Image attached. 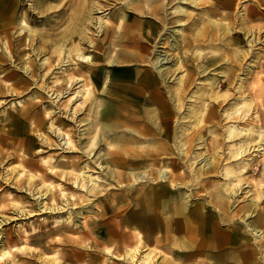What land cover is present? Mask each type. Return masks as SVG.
<instances>
[{
  "label": "bare ground",
  "instance_id": "obj_1",
  "mask_svg": "<svg viewBox=\"0 0 264 264\" xmlns=\"http://www.w3.org/2000/svg\"><path fill=\"white\" fill-rule=\"evenodd\" d=\"M48 1L50 0H34L33 4L27 7L26 0H0V44L4 39L3 52L5 58H8L7 66H4L5 75L8 79L11 77V82L7 85L0 80V93L3 90H7L9 94L30 91L39 95L37 102H40L39 92L42 89L47 92L54 109L46 110L44 116L51 118L47 123L48 129L57 140H52L42 131L43 119L38 120L36 127L41 131L40 139L49 148H66L67 152H79L72 144L70 132L57 124L60 119L58 115L53 118V114L56 108L59 111L66 109L68 117L71 114L70 119H74L72 114L76 110L73 106L75 100L78 97L86 99L90 92V84L86 83L85 77L74 75L82 72V66L78 65L77 61L91 62V56L85 52V45L101 49V44H97L98 40L93 38L95 34L89 31L90 26H93L98 36L99 32L104 31V67L108 66L105 62L107 49L111 45H119L124 51L118 52L116 59L109 62L112 66L126 68L128 75L123 77L118 73L104 76V112L101 110L99 116L104 121L102 120L98 130L99 134L104 135V152L96 159H91L95 138V135H92L76 159L66 158L52 164V158H43V162L49 165L48 170L40 174V182L35 183L32 189L28 187V182V186L23 184L24 190L34 198H40L42 212L58 214L69 212L76 202L77 196L67 190L66 183L74 190L83 191L78 200L87 197L98 199L103 195L104 203L101 202V205L87 202L82 204L83 208H79L82 213H86L90 211L87 204L96 206L99 208L97 214L104 215L115 225L112 231L105 227L104 235L108 234V240L112 241L119 236L118 228L122 226H131L134 231L131 235L135 236L138 242H143V238L165 239L172 230L179 234L182 229L186 233V251L189 253L195 245L199 246V243H194L192 235L195 229L198 232L204 230L200 218L206 216L203 211L199 212L198 207L188 205L187 199L184 201L185 179L189 178L192 186L200 176L206 175V179H209L211 173L215 175L226 164L220 172L226 179L227 192L222 189L217 191L221 204L216 209L223 213L221 221L232 220L225 225L232 230L233 236H225L223 232L220 236L218 229L214 227L215 224L212 226L208 223L216 230L211 232V240L228 243L230 246L228 255L215 253L217 262L214 264L251 263L249 252H256V246L264 243V167L259 177L253 180L257 191L250 193L253 197L239 205L240 213L236 216L252 233L253 244L242 243L240 237L235 234L241 224L236 222L232 218V212L225 208V204L229 202H225V196H236V193L242 190V184L250 182L244 175L250 171L249 164L251 165L250 161L254 155H258L257 162L264 165V130L257 123H253L254 118H250L249 110L253 99L244 93L248 68L244 66L243 61L247 57L257 55L253 47L260 38H249L255 33V29L252 26L246 28L245 24L264 17L260 14V9L264 8L260 7L261 3L253 0V4L246 6L241 12L236 7L237 0H190L192 10L181 6L186 0H61L59 4H48ZM185 4L190 5L188 2ZM105 5L113 8L109 15H95L96 12L101 13L107 9L104 8ZM195 9L200 12L194 13ZM126 12L128 14H124ZM30 23L42 24L43 27L32 28ZM170 26L180 27L171 33L167 31ZM16 31L17 35H14ZM177 33L181 34L180 39L177 38ZM15 40L17 43H14ZM29 47L32 52L26 51ZM128 47L133 49L129 50ZM205 48L208 50L204 51ZM176 52L179 54H175ZM42 53L46 54L45 61L38 64L34 56ZM172 53L173 56L169 57ZM15 55L20 62H24L23 74H17L15 66L10 64L15 62ZM172 59H175L173 63ZM3 60L4 57L0 55V66L4 65ZM186 62L191 64H186L187 67L184 68ZM56 68L59 70L57 72L68 75L67 87L61 84L58 77H55L51 84L40 85L36 77L41 74L52 75ZM176 71L182 73L177 76V86L173 91L166 81ZM195 74H201L200 76L208 80L207 84L201 86V91L190 88ZM218 74H221L220 78ZM78 81L80 83L74 87ZM235 83H238L237 86ZM222 86H225V91L220 93L216 89ZM231 89L234 94L237 93L238 101L233 107L226 109L223 118L227 123L226 128L219 131L217 124L222 119H219L218 109L228 96L233 95ZM186 97L192 98V101L187 111L181 115L179 110ZM31 106L35 107L36 104L23 106L14 116L2 115L4 125L8 126L15 120L28 118L32 111ZM182 118L187 120L180 121ZM260 119L262 121V117L258 118ZM207 126L209 129L206 130ZM209 133L210 137L213 136L209 137L207 142ZM178 134L177 142L175 139ZM173 145L177 146V151H174ZM27 146L26 149H29V145ZM202 147L206 148L205 151H195ZM251 147L257 151L256 154L249 152ZM211 149H215V156L206 151ZM200 158L204 161L202 166L192 167L191 174L183 171V168L182 171L175 172L186 161H191L192 166ZM81 162H84L83 165ZM94 163L99 168L104 167L106 171L104 189L101 188V176L92 168ZM56 165L62 166V169ZM50 175H58L64 183L47 181ZM33 176H27L26 180ZM43 185H46L45 191L41 189ZM112 188L118 192L112 191ZM55 191L64 198L62 204L58 205L55 201ZM45 198H51V206L42 200ZM17 202H14L16 207L19 205ZM18 212L21 215L26 210L18 208ZM115 217L119 218L114 220ZM249 217L253 218L247 220ZM72 219L73 216L68 214L56 218L55 223H69ZM173 223L177 225V229L172 228ZM95 224L100 228L97 222ZM104 225L109 224L104 222ZM97 226L93 230L98 231ZM60 229L55 228V231ZM250 245H254L255 251L249 250ZM126 252L134 264H150L154 261L155 264L157 257L164 253L162 250L141 253L135 246H129ZM116 253L121 256L118 251ZM1 256L8 257L11 262L16 261L14 254L8 249L0 251Z\"/></svg>",
  "mask_w": 264,
  "mask_h": 264
},
{
  "label": "rangeland",
  "instance_id": "obj_2",
  "mask_svg": "<svg viewBox=\"0 0 264 264\" xmlns=\"http://www.w3.org/2000/svg\"><path fill=\"white\" fill-rule=\"evenodd\" d=\"M33 1L34 0H26V6H31L33 4ZM122 1L123 0H119V2ZM237 1L238 5L236 7H238L241 12L244 11V8L246 6L253 4V0ZM258 1L261 3L260 7H264V5H262L264 4V0ZM60 2L61 0H50L47 3L59 4ZM185 2H188L189 4L192 3L190 2V0H186L184 1V3H181V6L186 8L187 10H192V4L187 5L185 4ZM172 3L170 5H172ZM109 7L111 6L105 5L104 8L107 9H104L101 13L96 12L95 15H109V13L113 10V8ZM260 10V14L264 16V8ZM197 11L200 12L196 9L193 12L195 13ZM124 14L128 13L126 12ZM111 20L115 21V19L112 18ZM30 26L32 28L43 27L42 24L36 23H30ZM246 26H252L255 29V33L250 35L249 38L259 37L260 39L257 40L256 44L253 47L254 51L257 52V55H252L243 60L244 66L248 68V73L245 79L246 89L244 93L248 94L247 97L253 99V105H251L249 110V113H251L250 118H254L253 123H257V125L261 126V129L264 130V17L253 20L251 22H247L245 24V27ZM62 27L63 25L60 27V29ZM179 27L180 26H170L167 31L173 33V30L178 29ZM18 31H16L14 35H17ZM89 31L95 34L93 35V38H96L98 40L97 44H101V49L89 46V44L88 46L85 45V52L91 56V62H88V64L86 62L77 61L78 65L82 66V72L74 73V75H81L85 77L86 83L90 84V92L87 95L86 99H84L83 97H78L77 100H75L73 106L76 108V110L75 113L72 114V117L74 119H70L71 114H69L68 117L66 109L59 111L57 108L54 110L55 114H53V118L57 117L58 115L60 120L57 121V124L70 132V134L72 135V144H74L76 148L75 150L79 152H81V148L84 147L83 145L85 144L87 139H89V137H91L92 135H95L92 144L94 150H92L90 154L92 156L91 159L94 160L99 154H102L104 152V135L98 133L100 124L104 121L103 118H99L101 110H103L104 112V76H113L114 74L119 73L123 77H126L128 74L126 68L112 66L109 62V60L111 61L113 59H116L117 54L124 51V48L122 49L119 45H111L107 49L108 59H105V62L108 66L104 67V52H102L104 50V31L99 32V36L96 35L97 32L95 31L93 26H90ZM99 38H102V40ZM177 38L180 39L181 34H179ZM3 42L4 39L0 44V55L1 57H4V60L2 62L4 63V65L1 64L0 66V80L2 79L1 82L4 83V85H7L9 82H11V77H9L8 79L5 75L6 69H4V66H7L6 64L8 62V58H5V53L3 52ZM14 43H17V40H15ZM116 49H118L119 51ZM127 49L132 50L133 48L128 47ZM28 50L31 51V48L29 47L28 49H26V51ZM207 50V48L204 49V51ZM175 54H179V52H176ZM45 55L46 54L43 53L35 55L34 58H37H35V62L39 64L41 61H45ZM40 56H42V59L40 58ZM172 56L173 53L170 54L169 57ZM13 59H15V62H10V64L12 63V65L15 66L17 74H23L24 72L22 66L24 65V62H20L18 58H16V55L13 57ZM174 61L175 59H172L171 63H173ZM195 62H197V60ZM186 64H191V62H186L184 64V68L187 67ZM54 71L57 72L59 70L56 68ZM87 71L89 73H87ZM56 72L49 76H45L43 74L38 75L36 78L37 81L41 84H37L45 86L47 84H51L52 80L55 77H58L61 84L64 85V87H67L68 75H66L65 73ZM213 72L216 73V71ZM181 73V71L174 72V75H170L167 79L168 81H166L168 86H170L173 91L177 86L175 85V82H177V76H179V74ZM200 75L201 74L194 75L193 83L190 85L191 90L200 89L201 91L203 89L201 86L207 84L208 80ZM219 75L221 74H218V77L220 78L221 76ZM79 83V81L75 83L74 87H76ZM237 84L238 83H235L236 86ZM216 90L222 93L225 91V86H222L221 88L219 87V89ZM231 92L233 93V89H231ZM39 93L41 95L40 102H37V98H39V95L30 91L27 93L22 92L20 94H9L7 90H3L0 93V140L2 142L0 144V148L2 150V152L0 153V251H2L3 249L10 250L14 254V259L16 260L15 262H11L12 260L8 259V257L1 256L0 264H134L126 252L129 246H135L141 251V253H151V251L162 250L164 253L162 256L157 257L155 264H184V260L188 253L186 251V248H183V250L181 249V239H183L181 238V234L176 235V233L170 232V235H168L165 239L157 240L156 238H143V242H138L139 240L135 236L131 235L134 232L131 229V226H122L118 228L120 232L119 236L115 237V239H112V241L111 239L108 240V234L104 235V231L106 228L112 231L113 229H115V225L110 223L108 218L104 217V215L97 214V210L99 208H96V206L87 204V208L90 211L86 213H82L83 211H81L79 208L80 206H82V204L85 205L84 203L87 202H92L93 205L98 204L97 206L101 205V202L104 203L103 195L98 199L87 197L78 200V197H82L83 191L74 190L68 183H66V186L68 187L67 190L77 196L75 205L73 204V207L69 210V212L63 211L62 213L58 214L45 211L42 212L40 210V198L36 199L27 191H25V188H23V184L25 186V184L27 185L28 182L29 186H27L32 189V187H35V183L40 182V174L47 171L49 168V165H47L46 162H43V158H52L51 163L57 164L58 161L65 160L66 158L76 159L80 153L76 151L67 152L66 148H49L40 139L39 133L41 131L37 129L36 124L38 120L41 121L42 119V122L44 123L42 131L48 134L52 140H57V137H55V135L48 129L47 123L48 121H51V118L44 116L46 110L54 109V105H52L51 98H49V95L46 94L47 92L44 89H42V91H40ZM227 98L226 101L223 102V105L218 109L219 119H222L220 120V123L218 122L217 124L219 131L225 130L227 123L225 119H223L225 117L224 114L227 108L233 107L234 104L238 101V95L237 93H233V95H230ZM62 100H64L63 102L65 103V99L62 98ZM191 101L192 98H184V105L182 106L181 110H179L180 113L182 112L181 115H183V113L187 111V107ZM31 103L36 104V106H31L32 111L28 118L24 120H15L12 123L8 124V126L4 125L5 122L1 119L2 115H17L19 113V109L22 110L23 106L26 107L28 105H31ZM258 115L259 117H262V121L261 119L258 120ZM186 120L187 118H182L180 121L185 122ZM250 126L251 125H249V127ZM207 129H209L208 126L206 127V130ZM79 134H82V136H79ZM210 135L211 134L209 133L207 142H209L210 138H212L213 136L212 135L210 137ZM79 138L81 139L79 140ZM175 140L177 142L179 141V134L176 135ZM95 142L96 144L94 145ZM27 145H29V149H26L28 147ZM173 146L174 151H177V146ZM205 149L206 148L202 147L200 149H195V151H205ZM206 151L210 155L215 156V149ZM226 151L227 149H225V152ZM249 152H251V154L257 153V151H255L253 147L250 148ZM93 153H95V155H92ZM257 160H259V156L254 155V158L250 161V167L248 166L250 171L246 175H244L250 182H246L247 184H242V190H239V192L236 193V196L232 198L225 196V202L229 200V202H227V205L225 204V208L229 210V212H232V214L234 215L232 218L236 222L241 224V227L235 230V234L240 237L242 243L246 242L247 244L250 242L253 244L254 238L252 237V233H250V231L246 228L245 223L238 219L236 216L238 215V213H240L239 207L241 206V204L253 197V194L250 193H255L257 191V189H255L256 186L254 185L253 180L259 177L262 167H264V165L257 162ZM190 162L191 161H186L185 164L181 168L176 169L175 172L179 170L182 171L183 168V171L191 174V168H199L200 166H202V163L204 161L201 160V158L197 159V162L195 161L193 163L194 165L192 166H190ZM83 163L84 162H81V165H83ZM56 166L58 167L60 165ZM226 166V164L223 165V168L220 169L218 173L215 174L214 172L215 175L211 173L209 179H206V175H202L193 182L194 185L192 186L190 185L191 181L188 180L189 178L185 179L186 184H183V196L185 197L184 201L185 199H187L188 205L198 207L199 212L203 211L204 215L208 217V221H219L220 226H222L223 228H227V226L225 225L226 222L232 221H221V216H223V213L220 209H216L221 204V197L217 191L219 189H222L224 192H227V182H225L226 179L221 174ZM59 168L62 169V166H60ZM92 168L94 171H96L97 174L101 176V188L104 189V176L106 175L104 167L99 168V166L94 163ZM32 174L34 175L33 178L31 177L29 179L30 181H27L26 177ZM50 177L49 179H47V181H51L52 183H64L61 181V178L58 175H50ZM30 182L31 184H29ZM41 189L45 191L46 185H43ZM247 190L249 191L246 193ZM112 191L118 192L114 188H112ZM54 195L55 201L58 205L62 204L65 201L64 198L59 196L57 191H55ZM14 200L18 201L17 203L20 206L18 205V207H16L14 204ZM42 200L49 206L52 205L51 198H45ZM69 202L71 204V201ZM83 207L84 206H82L81 208ZM18 208L25 209L27 213L24 212V214L19 215ZM68 214H71V216H73L71 222L55 223L56 218L62 216L65 217ZM84 215L85 218H83ZM118 218L119 217H115L114 220H117ZM252 218L253 217H249L247 220H251ZM95 222L98 223L100 228L95 224ZM104 222H107V224L109 225H104ZM63 226H68L69 228H64ZM96 226L99 228L98 231L93 230L96 229ZM55 228L61 229L60 231H55ZM228 230L232 231L230 230V228ZM156 237H158V235H156ZM254 245L249 246L250 251L256 250V252H249V256L251 258L250 262H252L248 264H264V251H262V249H264V243H262L259 247L256 246L255 250L253 249ZM192 250L190 252H192ZM117 251L121 256L116 253ZM163 256H166V260H164ZM154 262L150 264H154Z\"/></svg>",
  "mask_w": 264,
  "mask_h": 264
},
{
  "label": "crops",
  "instance_id": "obj_3",
  "mask_svg": "<svg viewBox=\"0 0 264 264\" xmlns=\"http://www.w3.org/2000/svg\"><path fill=\"white\" fill-rule=\"evenodd\" d=\"M205 217H201L200 218V222L202 223V226H203V228H204V230L202 229V230H200L199 232L197 231V229H195L194 230V232H193V237H194V239H193V241H194V243L195 242H197V243H199V246H197V245H195L194 246V248H193V250H192V248H191V250H192V252H189L188 253V255H186V258H185V260H184V264H187L188 262H193L194 264H210V263H205V262H211V264H214V262H217L215 259V257H217L216 256V254L215 253H217V254H219L218 252H222V253H226V255H228V250L230 249L229 247L230 246H228V243L226 244V243H219V242H216L215 240L214 241H212L211 239V236H210V234L212 235V233H213V231H216L215 229H214V227L215 228H217L218 229V234L220 235V236H222V232L224 233V235L225 236H233L232 234H233V232L232 231H229L228 229L229 228H223V227H220L219 226V221H205L204 222V220L205 219H208V217H206L205 219H204ZM176 224H177V221L175 222ZM212 224V226H213V223L215 224V226L214 227H210V225L209 224ZM216 225H218V226H216ZM171 226H172V228H175V229H177V225L175 226V224L173 223V225L171 224ZM208 228H207V227ZM180 233L179 234H181V238H183V239H181L182 240V247H181V249L182 248H186V233H184L183 231H182V229H180V231H179ZM183 232V233H182ZM212 232V233H211ZM232 232V233H231ZM171 233H174L173 232V230H172V232ZM178 234V232H176V235ZM183 234V235H182ZM183 236V237H182ZM205 238V239H204ZM201 243H203V244H201ZM204 243H205V245H204ZM231 243V242H230ZM212 244H214V245H212ZM184 245V246H183ZM203 247H202V246ZM204 246H205V248H204ZM201 247V248H200ZM217 247V248H216ZM214 248V249H213ZM202 249V250H201ZM203 251V252H202ZM188 256V257H187ZM195 256V257H194ZM207 256V257H206ZM204 257H206V258H204ZM165 259L164 260H166V257H164ZM187 260V261H186ZM189 260H191V261H189ZM198 260H200V261H198ZM203 260H205V262L203 261ZM187 262V263H186ZM200 262V263H199ZM202 262V263H201Z\"/></svg>",
  "mask_w": 264,
  "mask_h": 264
}]
</instances>
